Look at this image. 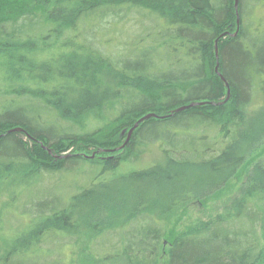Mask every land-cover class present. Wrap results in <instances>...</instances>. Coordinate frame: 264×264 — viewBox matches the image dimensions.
Here are the masks:
<instances>
[{
  "label": "trees",
  "instance_id": "1",
  "mask_svg": "<svg viewBox=\"0 0 264 264\" xmlns=\"http://www.w3.org/2000/svg\"><path fill=\"white\" fill-rule=\"evenodd\" d=\"M235 4L0 0V264H72L81 247L159 264L167 216L223 189L264 147V0ZM191 104L202 106L168 117ZM148 114L168 118L121 149ZM72 143L119 151L57 155ZM152 148L159 162L125 172ZM237 193L169 239L167 264L261 262L264 162Z\"/></svg>",
  "mask_w": 264,
  "mask_h": 264
},
{
  "label": "rangeland",
  "instance_id": "2",
  "mask_svg": "<svg viewBox=\"0 0 264 264\" xmlns=\"http://www.w3.org/2000/svg\"><path fill=\"white\" fill-rule=\"evenodd\" d=\"M124 131H123L124 135H122L123 137L127 136L129 132L128 130H124ZM83 145L84 144H74V143L67 144L66 145L67 149L64 148L63 150H60L59 152L56 153L57 155L60 153H63L64 155H70L72 153H83L84 155L91 156L90 158H93V157H104V155L106 157H111L112 155L118 154V152L116 151H119L116 149L108 148V150L101 153L99 150L92 151L91 148L90 153L87 154L86 149L84 148ZM38 157L46 159V157L41 154H39ZM160 159L161 157L158 154L157 149L152 148L144 156V159L142 160L141 164L132 165L127 169L125 168L126 169L125 172H129L134 169L150 165L153 162H159ZM259 162H264V147L258 150L256 153H254L253 156H251L247 164H244V166L240 169L238 174L223 189L214 193L211 196L202 198L200 200H196L190 203L186 208L177 211L171 216H167L168 218L165 220H167L168 222V226H167L168 237L165 241V245L163 249L164 252L163 255L161 256V260L159 264H167L168 258L166 254L168 252V247L171 242L169 239H173L174 237L181 235L183 232H186L187 230L198 224L216 218V216L219 215L220 213L222 214L225 207L228 206L231 203V201L235 198V196L238 194L237 192L239 191L245 176L252 169L254 164H257ZM196 171L199 172L201 170H196ZM6 193L7 190L2 191L0 193V206L2 207L3 211H4V207L7 206L6 204L8 203L9 200ZM72 264H128V263L123 259L112 260V261L99 260L96 257H91L86 252L85 247H81L74 256ZM259 264H264V255Z\"/></svg>",
  "mask_w": 264,
  "mask_h": 264
},
{
  "label": "water",
  "instance_id": "3",
  "mask_svg": "<svg viewBox=\"0 0 264 264\" xmlns=\"http://www.w3.org/2000/svg\"><path fill=\"white\" fill-rule=\"evenodd\" d=\"M235 8H236V10L238 9V0H236ZM218 43H219V40L216 41V47H215V49H216V50H215V52H216V59H218V56H219ZM219 68H220V65H219V63H217V66H216V73L221 77L222 81L225 82L224 77H223V76L220 74V72H219ZM226 87H227V89H228V97H227V99H226L225 102L229 101V99H230V97H231V91H230L229 85L226 84ZM225 102H224V103H225ZM224 103H221L220 105H222V104H224ZM196 106H202V104H191V105H188V106L181 107V108L175 110V111H174L170 116H168V117H171V116H172L173 114H175V113H180V112H184V111L190 110V109H192V108H194V107H196ZM168 117H158V116L155 115V114H148V115L144 116V117H143L142 119H140V120L134 125V127L129 131V133H128V137H127V140H126V143L121 147V149H123V148L127 145V143L129 142V140L131 139L132 134L134 133V131H135L136 129L139 128L140 124H142V123H144L145 121L150 120V119H161V120H164V119H166V118H168ZM14 132H23V129H21V128H17V129L12 130L10 133H14ZM44 148H45L46 150H48L46 147H44ZM121 149H120V150H121ZM117 150H119V149H117ZM48 151H49V153L52 154V152H51L50 150H48Z\"/></svg>",
  "mask_w": 264,
  "mask_h": 264
},
{
  "label": "bare ground",
  "instance_id": "4",
  "mask_svg": "<svg viewBox=\"0 0 264 264\" xmlns=\"http://www.w3.org/2000/svg\"><path fill=\"white\" fill-rule=\"evenodd\" d=\"M16 134V133H15Z\"/></svg>",
  "mask_w": 264,
  "mask_h": 264
}]
</instances>
